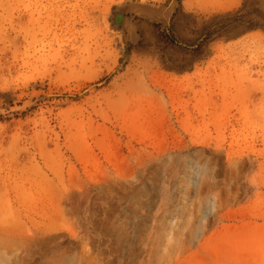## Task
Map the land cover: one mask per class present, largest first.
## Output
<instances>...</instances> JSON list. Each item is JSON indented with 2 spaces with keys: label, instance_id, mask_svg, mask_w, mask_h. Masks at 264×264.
Listing matches in <instances>:
<instances>
[{
  "label": "rangeland",
  "instance_id": "374dc122",
  "mask_svg": "<svg viewBox=\"0 0 264 264\" xmlns=\"http://www.w3.org/2000/svg\"><path fill=\"white\" fill-rule=\"evenodd\" d=\"M0 264H264V0H0Z\"/></svg>",
  "mask_w": 264,
  "mask_h": 264
},
{
  "label": "bare ground",
  "instance_id": "6f19581e",
  "mask_svg": "<svg viewBox=\"0 0 264 264\" xmlns=\"http://www.w3.org/2000/svg\"><path fill=\"white\" fill-rule=\"evenodd\" d=\"M123 14H124V12H123V9H121L120 11L118 10V12L116 11V20H115V22L117 23V24H120L122 21H123ZM115 15H114V18H115ZM122 184V183H121ZM188 222V221H187ZM139 226V225H138ZM150 228V227H149ZM135 229V228H134ZM127 230V229H126ZM148 231V230H147ZM126 233V232H125ZM128 234V233H127ZM130 234V233H129ZM133 234V233H132ZM60 236V235H59ZM164 237V236H163ZM51 238V240H53L54 241V243H55V247H57V249H58V247H60L61 246V242L60 241H57L59 238H58V235H55V236H51L50 237ZM72 238V237H71ZM123 238H125V237H123ZM125 240V239H124ZM123 240V241H124ZM71 241V240H70ZM128 241H130V240H128ZM70 245V244H69ZM63 246V245H62ZM83 246V245H82ZM87 246V244H84V246L82 247L83 249H84V251H85V247ZM62 248V247H61ZM60 248V249H61ZM69 248H71V247H69ZM85 253H86V251H85Z\"/></svg>",
  "mask_w": 264,
  "mask_h": 264
},
{
  "label": "water",
  "instance_id": "95a60500",
  "mask_svg": "<svg viewBox=\"0 0 264 264\" xmlns=\"http://www.w3.org/2000/svg\"><path fill=\"white\" fill-rule=\"evenodd\" d=\"M119 11L121 10V9H118ZM118 10H117V12H118ZM116 14V13H115ZM115 20H116V15H115V18L113 19V23H116L115 22ZM117 24V23H116Z\"/></svg>",
  "mask_w": 264,
  "mask_h": 264
},
{
  "label": "trees",
  "instance_id": "16d2710c",
  "mask_svg": "<svg viewBox=\"0 0 264 264\" xmlns=\"http://www.w3.org/2000/svg\"><path fill=\"white\" fill-rule=\"evenodd\" d=\"M258 22H251L250 25H256Z\"/></svg>",
  "mask_w": 264,
  "mask_h": 264
}]
</instances>
